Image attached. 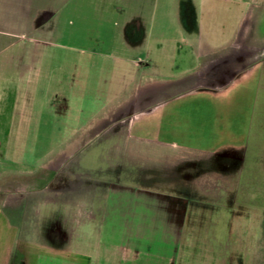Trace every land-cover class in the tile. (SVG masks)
Returning <instances> with one entry per match:
<instances>
[{"label":"crops","instance_id":"0c3cea01","mask_svg":"<svg viewBox=\"0 0 264 264\" xmlns=\"http://www.w3.org/2000/svg\"><path fill=\"white\" fill-rule=\"evenodd\" d=\"M0 264H264V0H0Z\"/></svg>","mask_w":264,"mask_h":264}]
</instances>
